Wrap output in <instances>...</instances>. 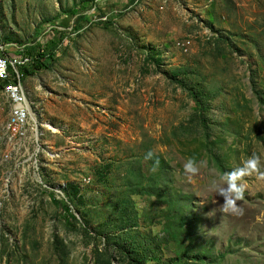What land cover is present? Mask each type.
<instances>
[{"label": "rangeland", "instance_id": "obj_1", "mask_svg": "<svg viewBox=\"0 0 264 264\" xmlns=\"http://www.w3.org/2000/svg\"><path fill=\"white\" fill-rule=\"evenodd\" d=\"M37 43L25 139L0 87V264H264V181L243 215L214 189L264 171V0H0V51Z\"/></svg>", "mask_w": 264, "mask_h": 264}, {"label": "built area", "instance_id": "obj_2", "mask_svg": "<svg viewBox=\"0 0 264 264\" xmlns=\"http://www.w3.org/2000/svg\"><path fill=\"white\" fill-rule=\"evenodd\" d=\"M101 20L109 21V17ZM33 63L34 58L29 55H0V81L5 84L3 94L11 104L12 131L9 134L10 136L11 134H21V139L27 137L31 126V119L27 114L21 90V77L23 76L21 70Z\"/></svg>", "mask_w": 264, "mask_h": 264}, {"label": "clouds", "instance_id": "obj_3", "mask_svg": "<svg viewBox=\"0 0 264 264\" xmlns=\"http://www.w3.org/2000/svg\"><path fill=\"white\" fill-rule=\"evenodd\" d=\"M153 153L149 152L146 159H152ZM203 162H200L202 164ZM155 165L158 167L159 159L155 160ZM261 158L255 153L244 162L242 167L233 169L225 174L222 178L224 181L223 186L214 185L216 194L223 197V204L221 211L223 213L232 215H243L244 209L239 207L238 201L244 199L246 185L241 181L247 177L256 174L257 179L264 181V171L261 170ZM200 171V165L195 159H188L184 164V172L189 180H191Z\"/></svg>", "mask_w": 264, "mask_h": 264}, {"label": "trees", "instance_id": "obj_4", "mask_svg": "<svg viewBox=\"0 0 264 264\" xmlns=\"http://www.w3.org/2000/svg\"><path fill=\"white\" fill-rule=\"evenodd\" d=\"M72 13L73 16L77 17L72 26H73V30L75 32H79L82 30L83 28V24L82 21L84 19H87V15L84 13L80 12V8H74L70 11ZM113 21H106V25L105 26H110L112 25ZM98 25H103V23H96ZM55 42V41H54ZM34 51H31L29 48H25L23 51L24 55H29L30 57L34 58V63L31 66L28 67H24L21 70V73L23 74V80L30 78V77H35L36 75H38L39 73L45 71V70H49L50 68H52V66L54 65V62L56 61V55H57V48L54 47L52 48V46L49 45H42L41 43H37L36 45H34ZM5 52L0 51V55H4ZM0 87H5V84L2 83L0 81ZM193 96L196 98V95L192 92ZM219 156L217 161H219ZM55 201H57V199L55 198ZM62 206L64 207L65 211L68 213V220H69V224L72 227H76V223L78 221L77 216L73 213L72 208L69 204L67 203H62ZM134 261L136 263H142V258L138 255H136V257H133V263Z\"/></svg>", "mask_w": 264, "mask_h": 264}, {"label": "bare ground", "instance_id": "obj_5", "mask_svg": "<svg viewBox=\"0 0 264 264\" xmlns=\"http://www.w3.org/2000/svg\"><path fill=\"white\" fill-rule=\"evenodd\" d=\"M23 76L21 77V90L23 92V99H24V102L26 103V109H27V114L31 117L32 115V106L30 105L29 103V96H28V93H26L25 91V85L23 83ZM15 135H19V134H15Z\"/></svg>", "mask_w": 264, "mask_h": 264}, {"label": "crops", "instance_id": "obj_6", "mask_svg": "<svg viewBox=\"0 0 264 264\" xmlns=\"http://www.w3.org/2000/svg\"><path fill=\"white\" fill-rule=\"evenodd\" d=\"M24 81V80H23ZM25 85V84H24ZM30 92H32V87H30L28 84L25 86Z\"/></svg>", "mask_w": 264, "mask_h": 264}]
</instances>
